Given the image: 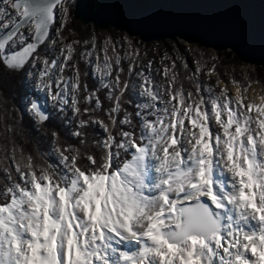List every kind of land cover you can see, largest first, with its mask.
Wrapping results in <instances>:
<instances>
[{
  "label": "snow or ice",
  "instance_id": "obj_1",
  "mask_svg": "<svg viewBox=\"0 0 264 264\" xmlns=\"http://www.w3.org/2000/svg\"><path fill=\"white\" fill-rule=\"evenodd\" d=\"M71 7L0 0V67L35 78L78 141L53 131L37 157L0 127V264H264V103L205 86L199 61L182 76L179 57L158 83L128 37L123 55L110 37L68 42Z\"/></svg>",
  "mask_w": 264,
  "mask_h": 264
},
{
  "label": "water",
  "instance_id": "obj_2",
  "mask_svg": "<svg viewBox=\"0 0 264 264\" xmlns=\"http://www.w3.org/2000/svg\"><path fill=\"white\" fill-rule=\"evenodd\" d=\"M73 17L144 43L182 39L230 50L240 62L264 68V0H78Z\"/></svg>",
  "mask_w": 264,
  "mask_h": 264
},
{
  "label": "rangeland",
  "instance_id": "obj_3",
  "mask_svg": "<svg viewBox=\"0 0 264 264\" xmlns=\"http://www.w3.org/2000/svg\"><path fill=\"white\" fill-rule=\"evenodd\" d=\"M77 1L78 0H70V2L72 3L71 17L68 21L67 27L63 32V35L67 37L68 42L77 39L81 41L90 40L93 36H95L99 45L102 44L106 38L110 37L117 43L118 46L123 45V48L121 50V55H123L124 51L127 50V44L124 42V38L128 37L132 40L133 44L140 49L142 57L140 68L144 69L146 72L150 71V74L158 83L163 82L164 80L162 75L164 66L171 65V60H165L164 57L168 56L173 59L179 57L180 59H177V64L180 65L182 61H187L190 69L187 73H185L181 68L180 71L182 76L186 77L188 75H191L192 72L196 70L197 61H199L200 65L202 66L201 72L199 73V78L205 86H216L218 84L219 87H217V91H219L220 88L227 87L229 93L232 95H234L232 93L233 89L238 88L242 97H245L247 89L249 90V88L255 86L261 92V97L259 98L264 103V99H262L264 98L263 67L240 62L235 54L230 50L219 51L214 49H207L205 47L199 46L198 44L188 43L182 39H178L177 41L167 39L164 41L144 43L139 38L129 37L125 32L122 31H116L114 29H97L92 24L82 25L73 17L74 5ZM72 18L80 23V28L77 27V29L74 28V30L71 28L74 26ZM52 33L53 34L51 38L57 39V37L55 36V28H53ZM72 33L75 34L73 35ZM60 46L61 45L59 42L56 45L51 46L48 51V55L50 57L59 55ZM88 48H91V44L88 45ZM150 61L152 67L149 70L147 68V65ZM125 65H127V61H125ZM213 65H215V70L213 71L211 77H209L207 73L212 69ZM66 74L70 73L66 72ZM251 75L256 79H261L263 86L260 83L255 82V79H252L250 77ZM21 78L25 81L31 91V96H29L28 99L26 98L29 105L31 99L35 98L44 105L48 112H50L49 110H52L54 113L57 112L56 109L52 107V102L48 99L46 93L39 91L34 87V84L36 82L35 78L31 80L25 79L22 73ZM233 81H240L241 84L234 83ZM187 86L188 85L186 82V87ZM244 86H248L246 90ZM52 157L55 158L54 156Z\"/></svg>",
  "mask_w": 264,
  "mask_h": 264
},
{
  "label": "trees",
  "instance_id": "obj_4",
  "mask_svg": "<svg viewBox=\"0 0 264 264\" xmlns=\"http://www.w3.org/2000/svg\"><path fill=\"white\" fill-rule=\"evenodd\" d=\"M72 22H74V26L71 27L73 30L81 27L80 23L73 18ZM81 68H84L83 64H81ZM88 71L89 75L84 79L89 88H93L97 82L93 79L90 69ZM250 77L263 86L261 79H256L252 75ZM0 94H2L0 97V105H2L0 106V127L5 122L13 127L14 131L11 133L10 140H14L17 145L22 146L25 153L39 157V154L49 152L52 146L51 133L53 131L60 133L62 142L66 140L69 143L78 144V141L69 135L70 129L65 126V120L61 118L60 113L49 110V121L44 124L36 123L33 116L26 110L29 106L27 99L31 96V91L25 81L22 80L21 73H13L0 67ZM101 97L103 98V92ZM107 106L108 102L105 101V107ZM126 107L128 106L126 105ZM129 111H134V109L129 107ZM71 115L72 113L69 111L67 116L71 117ZM100 115L103 114L100 113ZM72 127H75V124ZM86 131L89 142L88 150L97 153L98 150L91 145L94 140L101 139L104 133L99 127H90ZM5 143H9L10 146L9 141H5ZM54 160L55 158L52 156L49 157L50 162Z\"/></svg>",
  "mask_w": 264,
  "mask_h": 264
},
{
  "label": "bare ground",
  "instance_id": "obj_5",
  "mask_svg": "<svg viewBox=\"0 0 264 264\" xmlns=\"http://www.w3.org/2000/svg\"><path fill=\"white\" fill-rule=\"evenodd\" d=\"M237 92L240 93V90L238 88H234L232 93L235 95ZM248 92V93H247ZM261 95V92L257 89V87H251L249 88V90L247 89L246 93H245V101L246 102H255L256 104H261L263 103V101L260 100L259 97Z\"/></svg>",
  "mask_w": 264,
  "mask_h": 264
}]
</instances>
